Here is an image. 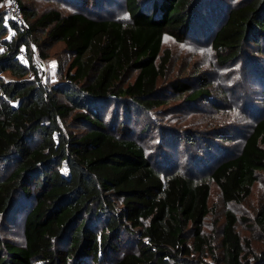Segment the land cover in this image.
Instances as JSON below:
<instances>
[{"label":"trees","instance_id":"obj_1","mask_svg":"<svg viewBox=\"0 0 264 264\" xmlns=\"http://www.w3.org/2000/svg\"><path fill=\"white\" fill-rule=\"evenodd\" d=\"M18 1L25 28L6 19L1 8L6 0H0V44L8 48L0 58V164L11 165L9 175L0 177V219L20 195L33 198L34 205L25 218L24 246L0 237V264H69L86 257L101 264V252L117 250L115 242L123 234L138 237L137 251L106 263L193 264L196 255L215 258L202 230L212 214L210 184L188 173L162 175L125 123L117 133L103 118L111 103L125 112H149L164 104L158 100V82L166 76L171 51L162 48L163 40L166 35L181 40L189 33L196 0H149L146 7L144 0H126L128 22L56 10L38 16ZM11 28L15 33L9 41ZM41 29L47 30V45L61 42L73 55L67 82L51 89L26 79L30 69L37 76L29 48ZM250 45L264 54V0L232 7L211 41L222 66L237 61ZM22 48L29 54L28 67L17 58ZM5 72L16 80L5 82ZM130 73L137 75L129 83ZM172 86L192 100L210 95L205 87ZM70 117L86 130L65 133L61 121ZM261 171L264 117L235 154L214 159L207 170L226 204L245 202ZM116 199L122 203L119 211ZM88 215L104 217L99 233ZM238 221L235 212L226 211L220 233L223 263L264 264V251L249 259L250 243L244 247ZM255 221L264 233V206ZM58 244H66L64 252Z\"/></svg>","mask_w":264,"mask_h":264},{"label":"rangeland","instance_id":"obj_2","mask_svg":"<svg viewBox=\"0 0 264 264\" xmlns=\"http://www.w3.org/2000/svg\"><path fill=\"white\" fill-rule=\"evenodd\" d=\"M7 1V0H6ZM38 16L56 10L63 15L84 12L93 18H112L123 22L129 21L126 0H20ZM149 1V0H144ZM244 0H196L192 4L193 19L189 33L181 40L166 35L163 49L171 51L166 76L158 82V100L163 101L160 107L149 112L130 108L125 112L119 103L109 104L104 121L108 129L113 127L117 133L125 123L129 135L141 146L156 169L166 172L188 173L194 178L205 180L210 184L209 207L212 214L205 220L202 230L211 239L215 249V258L193 257V264H224L220 248L221 227L225 222V213L232 210L237 215V232L243 242L250 243L253 258L264 251V233L255 218L264 206V171L258 173V181L250 197L242 204H226L216 184L209 179L208 167L224 156L235 154L244 142L245 135L256 122L264 117V54L250 48L237 61L219 65L211 48V41L223 24L228 11ZM5 3H1L6 11ZM146 7V2L143 3ZM146 9V8H145ZM149 10V9H147ZM7 14V20L11 18ZM30 23H33L30 20ZM30 44L33 63L37 76L30 69L26 79L39 81L51 89L58 84L66 83L73 55L61 43L47 45V30H38ZM42 54L45 57H42ZM137 73H130L129 83ZM5 82L16 80L10 73L2 74ZM184 84L191 90L205 87L210 90L208 97L197 100L189 98L188 92L175 91L172 85ZM65 101L62 95H59ZM65 133L80 134L86 130L72 117L61 121ZM121 133V132H120ZM228 137V139H224ZM192 139V142L189 140ZM193 143V144H192ZM64 166L65 176L68 170ZM11 171L10 166L0 164V177L5 178ZM33 198L23 195L17 197L11 212L0 219V237L16 246L25 245V218L33 207ZM116 210L122 208L121 200H115ZM103 217V216H102ZM88 220L98 227V233L105 224V219ZM138 232V230H135ZM137 236L123 234L117 244V250L101 252V264L115 260L125 252L137 251ZM193 238L188 235V243ZM66 244L57 248L65 251ZM247 252V250H245ZM69 264H97L86 257L80 261L72 259ZM100 264V263H99Z\"/></svg>","mask_w":264,"mask_h":264},{"label":"built area","instance_id":"obj_3","mask_svg":"<svg viewBox=\"0 0 264 264\" xmlns=\"http://www.w3.org/2000/svg\"><path fill=\"white\" fill-rule=\"evenodd\" d=\"M5 7L6 12L8 13V16L11 18L12 22L18 25L20 28H25V20L23 17V10L21 8L20 2L18 0H11V3H9L8 0L5 3ZM14 33V29L11 28L10 32L7 35V39L9 41L13 39ZM7 50L8 48L5 44H0V58L6 55ZM17 58L23 66L28 67L30 65L29 54L25 48L19 50ZM37 70L41 72V69L38 68Z\"/></svg>","mask_w":264,"mask_h":264},{"label":"snow or ice","instance_id":"obj_4","mask_svg":"<svg viewBox=\"0 0 264 264\" xmlns=\"http://www.w3.org/2000/svg\"><path fill=\"white\" fill-rule=\"evenodd\" d=\"M9 3H11V0H9ZM67 170H65V172H66Z\"/></svg>","mask_w":264,"mask_h":264}]
</instances>
